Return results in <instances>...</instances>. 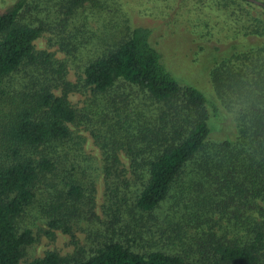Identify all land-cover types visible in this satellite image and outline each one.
I'll return each mask as SVG.
<instances>
[{"label":"trees","instance_id":"trees-1","mask_svg":"<svg viewBox=\"0 0 264 264\" xmlns=\"http://www.w3.org/2000/svg\"><path fill=\"white\" fill-rule=\"evenodd\" d=\"M212 3L243 14L235 35L255 38L203 56L216 101L175 77L119 0H15L0 11V264H21L34 241L21 223L29 212L71 235L74 220L95 215L99 173L112 236L24 264H264V3ZM45 31L65 60L35 47ZM75 91L88 103L74 105ZM122 221L173 248H133L116 235Z\"/></svg>","mask_w":264,"mask_h":264},{"label":"rangeland","instance_id":"rangeland-1","mask_svg":"<svg viewBox=\"0 0 264 264\" xmlns=\"http://www.w3.org/2000/svg\"><path fill=\"white\" fill-rule=\"evenodd\" d=\"M14 1L0 0V11ZM259 1L264 3V0ZM119 2L129 14L133 25L151 28L150 42L158 49L162 62L175 77L181 83H193L192 85L215 101L208 77L203 75L206 72L202 68L203 64L200 63L203 56L210 53L211 48L228 46L231 40L242 42L255 39L254 36L239 34L236 36L243 22L248 19L242 14L240 18L243 22L238 21L228 14L229 10L216 7L212 0H119ZM240 5L250 13L253 12V8L250 10L243 6V2H240ZM55 39L53 32L45 31L35 41V47L53 53L60 60H65L66 56L59 50ZM75 66L73 60L66 61L67 77L71 81H75L79 73ZM70 99L74 105L80 107L88 103L89 98L86 94L75 91L70 94ZM223 111L227 114L223 117L228 122L230 116L225 110ZM216 121L218 122L217 119ZM84 147L87 152L99 157L90 137ZM107 186L104 175L99 173L95 180V215L83 213L74 220L72 235L60 230L49 231L46 223L39 218H31L30 212L24 216L22 226L25 224L31 229L34 241L25 248L20 263L24 264L31 259L41 257L47 251H55L61 256L72 254L77 246L88 251L91 245L103 241L105 236H112V234H103L104 224L112 220L115 222L113 213L106 212L103 206L107 200ZM122 223L123 221L116 223L121 229L116 235L124 240L128 239L133 248L151 249L160 246L170 250L174 246L163 239L161 234L144 233L141 238L132 235L128 230L122 229Z\"/></svg>","mask_w":264,"mask_h":264},{"label":"water","instance_id":"water-1","mask_svg":"<svg viewBox=\"0 0 264 264\" xmlns=\"http://www.w3.org/2000/svg\"><path fill=\"white\" fill-rule=\"evenodd\" d=\"M248 1H250V2H253V3H255L256 5H262L263 3L261 2V1H259V0H248ZM264 5V4H263Z\"/></svg>","mask_w":264,"mask_h":264}]
</instances>
